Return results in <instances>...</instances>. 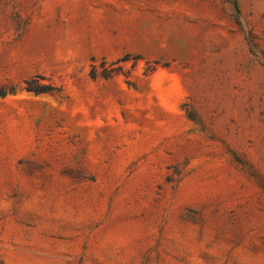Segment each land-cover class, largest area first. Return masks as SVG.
Here are the masks:
<instances>
[{
    "label": "rangeland",
    "instance_id": "rangeland-1",
    "mask_svg": "<svg viewBox=\"0 0 264 264\" xmlns=\"http://www.w3.org/2000/svg\"><path fill=\"white\" fill-rule=\"evenodd\" d=\"M10 87L0 264H264V0H0Z\"/></svg>",
    "mask_w": 264,
    "mask_h": 264
},
{
    "label": "trees",
    "instance_id": "trees-1",
    "mask_svg": "<svg viewBox=\"0 0 264 264\" xmlns=\"http://www.w3.org/2000/svg\"><path fill=\"white\" fill-rule=\"evenodd\" d=\"M121 61H128V57H123L121 59ZM115 70L119 71L120 67H117L116 69H114V71ZM114 71L105 70V71H103L104 73H102V76L104 78H109ZM24 84H25V90L26 91L32 92V93H35V94L45 93V92L53 90V87H51L49 85H45V84L39 83V82H37V80H34V79L27 80V81L24 82ZM14 90L15 89L13 87H10L9 89L1 88L0 89V96L1 97H5L7 94H12L14 92Z\"/></svg>",
    "mask_w": 264,
    "mask_h": 264
}]
</instances>
